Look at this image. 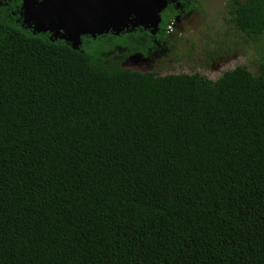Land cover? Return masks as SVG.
Here are the masks:
<instances>
[{"label": "trees", "instance_id": "obj_1", "mask_svg": "<svg viewBox=\"0 0 264 264\" xmlns=\"http://www.w3.org/2000/svg\"><path fill=\"white\" fill-rule=\"evenodd\" d=\"M21 6H0V264H264V56L156 76ZM230 7L264 45V0Z\"/></svg>", "mask_w": 264, "mask_h": 264}, {"label": "flooded vegetation", "instance_id": "obj_2", "mask_svg": "<svg viewBox=\"0 0 264 264\" xmlns=\"http://www.w3.org/2000/svg\"><path fill=\"white\" fill-rule=\"evenodd\" d=\"M3 1L4 0H0V6H11L12 0H5L4 3ZM231 1L233 2V0H227L226 2L227 12L230 14L228 20L229 23L233 24V26H231L233 29L241 31L238 28V24L233 20V15L231 14ZM205 2L210 4L208 0H204L203 2L202 0H164V7L159 14L160 21L158 24H155V21L153 22L152 20L151 22L140 23L135 13L129 14V19L126 21V24H124V26L119 29V32H113L109 30L108 33H104L120 37L124 41L123 45H117L116 50L119 52V54H117L115 58L121 59L122 66L129 64H137L139 67L150 65L152 67L151 71L146 72H154L156 73V76L162 75L158 74V70L169 67L166 62L173 61L174 63H179L183 61H189V59H192L193 57H195L194 63L185 66L190 72L192 70L202 71L208 66L216 68L217 70V66H215L214 63H210L211 61L209 54L213 53L212 55H217L220 65L228 62L229 58L232 57V51H228V47L223 44V41L219 43L217 50L206 48L208 45L214 44V39L217 40L219 35V31L217 29H215L213 33L208 34L209 41L207 37L206 40H201L199 45L197 44L198 41L196 42L199 48L201 45L202 49L200 48V51H194L196 46L195 41L192 42L191 52L187 55L183 54L182 51L177 49L178 42H180L179 36L182 33V29H186L189 27V25H191L193 20L192 16L194 15V17H197L196 15L200 13L204 14L208 10V5ZM224 21L226 22V18ZM240 33L243 34L242 32ZM85 36H87L88 39L89 37H92L93 39L98 38L97 36L93 37L92 35H82L81 46L84 44L85 40L83 39ZM196 59H204L205 63L207 64L201 63V60L196 61ZM154 67L157 69L156 71H153L155 70ZM170 73L182 72H174L173 70H170L167 74Z\"/></svg>", "mask_w": 264, "mask_h": 264}, {"label": "water", "instance_id": "obj_3", "mask_svg": "<svg viewBox=\"0 0 264 264\" xmlns=\"http://www.w3.org/2000/svg\"><path fill=\"white\" fill-rule=\"evenodd\" d=\"M163 7L164 0H22L21 16L34 33L49 32L51 39H64L79 49L82 35L119 32L129 14L135 13L140 23L158 24Z\"/></svg>", "mask_w": 264, "mask_h": 264}, {"label": "rangeland", "instance_id": "obj_4", "mask_svg": "<svg viewBox=\"0 0 264 264\" xmlns=\"http://www.w3.org/2000/svg\"><path fill=\"white\" fill-rule=\"evenodd\" d=\"M204 0H202L203 2ZM210 4L205 2L208 10L203 14L200 13L196 15L197 17L192 16L193 20L191 22V25L187 27L186 29H182V33L180 34V42H178V50L182 51L183 54H189L191 52L192 48V42L195 41V48L194 51H200L199 48V42L201 40H206L208 37V34H211L214 32L215 29H217L219 32V35L217 37V40L214 39V44L208 45L206 48L212 50H217L219 43L223 41V44H225L228 49H232L231 52V58H229L228 62L217 65L216 68H212L211 66L205 67L201 72L207 76H209L212 79H216L220 76L221 72L226 69H231L236 67L238 64H252L254 61H258L260 56H264V45H257L255 42L245 39V35L241 34L240 31L237 29H233L231 26H233L232 23H229V15L226 8V2L227 0H208ZM224 15V18H223ZM226 18V22L224 19ZM227 24V25H226ZM184 28V27H183ZM213 36V35H212ZM211 38V36H210ZM198 41V42H197ZM209 41V37H208ZM197 42V44H196ZM201 44V43H200ZM202 49V48H201ZM234 54V55H232ZM195 57L192 59H189V61H183V62H166V64L169 66L167 68H163L158 70V74L166 75L169 73L170 70H173L174 72H190L187 67L189 64L194 63ZM201 60V63H205L204 59H196ZM207 64V63H205ZM128 66L130 69H137L140 71H151L152 67L150 65H144L143 67L139 66ZM155 69V67H154ZM157 69L153 70L156 71ZM193 71V70H192ZM191 71V72H192Z\"/></svg>", "mask_w": 264, "mask_h": 264}]
</instances>
